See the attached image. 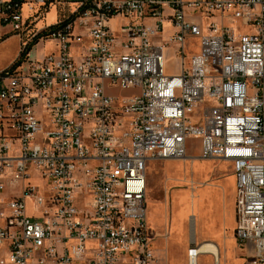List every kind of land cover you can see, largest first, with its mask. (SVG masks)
I'll return each instance as SVG.
<instances>
[{
    "label": "built area",
    "instance_id": "built-area-1",
    "mask_svg": "<svg viewBox=\"0 0 264 264\" xmlns=\"http://www.w3.org/2000/svg\"><path fill=\"white\" fill-rule=\"evenodd\" d=\"M53 1L0 0V32L34 37ZM67 19L58 49L0 71V264H152L148 167L191 138L233 165L234 236L264 264V0H79Z\"/></svg>",
    "mask_w": 264,
    "mask_h": 264
},
{
    "label": "rangeland",
    "instance_id": "rangeland-1",
    "mask_svg": "<svg viewBox=\"0 0 264 264\" xmlns=\"http://www.w3.org/2000/svg\"><path fill=\"white\" fill-rule=\"evenodd\" d=\"M78 3L79 0H54L44 17L38 21L37 27L41 28L46 24L50 26L68 18ZM24 13H29L27 7L24 8ZM229 16L227 14L223 19L225 25H230ZM221 18L219 13H215L211 20L220 21ZM153 20L152 17H148L145 22L152 23ZM209 20L206 19L207 22ZM233 26L242 28V23L236 21ZM175 31L176 27L171 24V19L166 17L164 32L159 33L153 39L165 42ZM34 37L14 32L11 25L4 27L0 32V70L18 61L23 40L28 39L30 42ZM189 43L190 51H194L198 48L199 40L191 39ZM56 49L58 45L54 39L40 38L29 51L28 58L35 61ZM165 54L167 70L170 72L178 70L179 57L174 47L169 46ZM19 64L23 69H27L29 65L28 61L24 60ZM112 92L127 95L131 91L117 88ZM200 142V138L188 140L189 157L153 161L148 167V220L158 233L155 240L157 258L154 264H190L186 253L187 248L197 244L201 239L212 240L220 245L225 264H245L247 248L239 244L236 238L234 239L233 232V165L221 159L198 157ZM20 188L21 183L15 187L17 191ZM203 193L205 195L202 198ZM28 211L32 212L30 203ZM192 214L197 216L194 226L189 218L190 215L191 219L194 218ZM126 261L128 262L129 259ZM199 264H215V258L212 255H202Z\"/></svg>",
    "mask_w": 264,
    "mask_h": 264
},
{
    "label": "bare ground",
    "instance_id": "bare-ground-1",
    "mask_svg": "<svg viewBox=\"0 0 264 264\" xmlns=\"http://www.w3.org/2000/svg\"><path fill=\"white\" fill-rule=\"evenodd\" d=\"M181 159H184V158H181ZM193 220L194 218L191 219L192 222ZM186 253L189 257L188 259H189L190 264H199L200 256L206 255L208 253L212 254L215 257V260H217L219 264L222 258V249L220 245L217 242L212 241V240H201L197 244L188 246Z\"/></svg>",
    "mask_w": 264,
    "mask_h": 264
},
{
    "label": "crops",
    "instance_id": "crops-1",
    "mask_svg": "<svg viewBox=\"0 0 264 264\" xmlns=\"http://www.w3.org/2000/svg\"><path fill=\"white\" fill-rule=\"evenodd\" d=\"M121 21H125V19H119V21H117V19H112L111 21H110V25H111V27L113 28V29H115V31H117V34H119V25H120V22ZM55 22H57V20L55 21ZM172 24V23H171ZM46 26H48V24H46L45 26H42L40 29H42L43 27H46ZM172 35V34H171ZM170 35V36H171ZM170 36L168 37V39L170 38ZM174 51L176 52L177 50L174 48ZM198 51V48L197 49H195L194 51H193V53H196ZM176 54H177V52H176ZM178 55V54H177ZM189 56H190V54H189ZM179 57V56H178ZM11 65V63L10 64H8L6 67H4V68H2V70H4V69H6V68H8L9 66ZM1 71V70H0ZM168 72L169 73H172V74H176V73H178L179 72V68H178V70H176V71H173V72H170L169 70H168ZM232 179L234 180L233 182V184H234V200H233V205H232V207H233V216H234V225H233V232H234V230H235V183H236V177H235V174H234V176H232ZM202 195V198H203V196L205 195V193H203V194H201ZM147 212H148V209H147ZM192 216H194V220H193V226H194V222L196 221V215L195 214H192ZM189 218H190V221H191V215L189 216ZM174 221H175V216H174V219H173V226H174ZM222 223H223V219H222ZM149 224H150V222H149ZM150 226L153 228V230L154 231H156V228L152 225V224H150ZM194 235H195V230H194ZM234 239H235V236H234ZM202 240V239H201ZM236 240V239H235ZM154 247H155V243H154ZM206 255H212V254H206ZM155 256H156V258H157V255H156V250H155ZM213 256V255H212ZM214 257V256H213ZM215 258V257H214ZM156 260V259H155ZM152 264H154V262L152 263ZM215 264H219L218 263V261L217 260H215ZM220 264H225V258L224 257H222L221 258V261H220Z\"/></svg>",
    "mask_w": 264,
    "mask_h": 264
},
{
    "label": "trees",
    "instance_id": "trees-1",
    "mask_svg": "<svg viewBox=\"0 0 264 264\" xmlns=\"http://www.w3.org/2000/svg\"><path fill=\"white\" fill-rule=\"evenodd\" d=\"M67 20H68L67 18L64 20H60V22H58L56 24H52V25L48 26L46 29H44L41 32H39L38 34H36L34 39L32 41L28 42L26 47L21 50L18 61H15L12 65L9 66V68L16 67L17 65H19V63L26 58L27 54L32 49L33 45H35L39 41L40 38H43V37L46 38L52 30L59 27L60 24L64 23Z\"/></svg>",
    "mask_w": 264,
    "mask_h": 264
}]
</instances>
